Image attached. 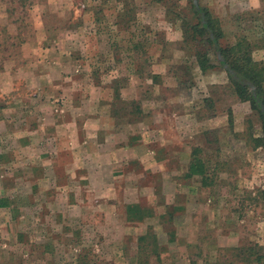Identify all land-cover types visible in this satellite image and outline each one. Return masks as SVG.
<instances>
[{"label": "rangeland", "instance_id": "1", "mask_svg": "<svg viewBox=\"0 0 264 264\" xmlns=\"http://www.w3.org/2000/svg\"><path fill=\"white\" fill-rule=\"evenodd\" d=\"M189 1L0 0V34H4L1 40H8L6 31L8 27L12 30V26H19L22 37L32 34L36 29L33 13L38 16L46 7L48 25L68 28L78 34L76 41L84 43L90 60L94 59L92 54L97 49L105 58L104 68L113 69L119 63L116 68L120 69H113L108 76L117 73L126 75L125 69L135 80L149 73L160 74V83L167 86L166 97L185 103L189 98L197 99L199 95L202 100L213 88L201 91L204 87L200 88L201 84L197 85L187 77L188 71L192 76L198 72L192 53L189 55L184 48L180 49L181 60L186 62L188 71L179 67L178 59H174V63L165 70L155 63L162 53V45L177 47L182 41L180 24L171 20L168 12L174 10L191 19ZM210 2L197 0V5L208 10ZM242 10V7L231 4L232 12L220 21V29L225 36L222 46L235 43L237 35H244L252 41L257 21L254 17L250 21L249 17L240 15L244 12ZM50 15L53 17L50 18ZM93 30L98 33V40L88 35ZM147 45L149 58L145 59L141 54ZM165 51V57L173 52L169 48ZM137 59L143 62L149 60L150 70L145 66L141 70L140 64L135 63ZM211 59L218 58L211 54ZM253 59L264 61V52L254 51ZM213 71L209 78L212 83L227 81L224 71ZM113 88L115 86L102 90L104 93L112 92L110 89ZM175 90H178L177 95L173 93ZM217 93L221 94L222 90L217 89ZM218 96L214 97L213 112H210L215 115L207 119H212L207 129L205 126L200 128L195 117L177 121L162 117L165 125V129H161L162 138L165 140L159 139L157 145H166L167 149L161 152L160 160L168 159L169 166L170 161H176V164L182 165L183 173L173 174L176 168L169 167V170L167 163L166 176L170 180L158 179L157 184L154 182L157 180L155 171L159 169L153 168L149 176L150 186L143 191L144 198L137 204L139 206L132 211L126 207L128 205L118 206L121 211L132 212L129 215L126 213L127 222L124 220L125 212L122 215L101 212L96 202L100 199L92 198L86 190L79 199L76 196L66 198L62 194L51 198L43 194L48 184L45 188L39 183L38 195L27 197L30 185L22 182L18 189L21 197H14L13 189L7 186L6 194L11 198L1 199L8 203L9 214L0 210V264H138L137 261L142 259L148 260V264H157L154 257L138 254V239L143 235L148 236L149 243L155 238L161 256L159 264H227L232 260L225 252L227 249L240 244L264 246V219L262 202L259 201V191L264 190V148H253L250 140L252 135H260V121L252 115L248 103L224 96L218 100ZM156 98L154 91L150 95L151 100L143 104L146 124L153 121L150 115ZM134 108L130 111L137 113ZM228 109L233 114L232 127L225 114ZM203 138L210 143L207 147ZM179 145L186 146L181 149ZM146 146L150 150L154 148L151 144ZM193 149H198L196 154L203 161H209L211 169L206 180L186 176V166ZM155 151L158 157V151ZM174 175L176 181L172 179ZM137 177L140 175H132L135 182L128 180V186H136ZM70 184L74 188L78 186L77 183ZM131 190L127 191L130 195ZM78 201L85 202V206L79 208ZM101 205L109 210L115 207H110L106 201ZM138 211L144 212L141 222H138L140 217L133 214Z\"/></svg>", "mask_w": 264, "mask_h": 264}, {"label": "crops", "instance_id": "2", "mask_svg": "<svg viewBox=\"0 0 264 264\" xmlns=\"http://www.w3.org/2000/svg\"><path fill=\"white\" fill-rule=\"evenodd\" d=\"M199 3L201 5V1ZM231 4L242 7L244 12L240 14L249 17L250 21H257L252 40L257 42L263 38L264 0H211L208 11L213 18L221 21L232 12ZM45 8L38 16L33 13L36 29L32 34L22 37L19 26L17 28L12 24V30L8 27L6 31L8 43L1 40L4 34H0V210L9 214V208L3 207L4 200H1L11 198L6 194L7 186L13 189L14 197H21L18 189L22 182H27L30 193L26 196L35 197L40 183L45 188L48 184L43 194L51 198L62 194L66 198L76 196L79 199L86 190L92 198L100 199L96 202L101 212L121 215L125 212L124 220L127 222L126 213L129 215L139 206L137 204L144 198L143 191L150 186L151 170L159 169L155 171L157 180L154 182L157 184L158 179H169L166 176L169 160H160L161 152L167 147L157 145L159 139L165 140L162 138L161 129H165L162 117L172 121L195 117L200 128L205 126L207 129L212 119L198 120L196 115L202 108L203 99L209 95H204L202 100L197 95V99L192 97L183 103L179 99L174 101L172 97L163 96L160 91L167 86L154 85L149 74L135 80L125 69L127 74L124 77L122 73L108 76L113 69H120L116 68L119 63L113 69L104 68L105 58L97 49L92 54L94 59L90 60L84 43L76 41L78 34L68 28L48 25ZM97 34L95 30L88 33L98 40ZM170 49L173 50L171 56L162 58L158 55L155 59L157 65L165 70L174 63V59H178L179 66L186 64L181 60L180 49L176 46ZM149 64L148 60L147 69ZM195 66L198 72L192 79L197 85L201 84L200 88L204 87L201 91H206L213 84L226 83H212L209 78L214 71L202 73L196 63ZM110 86L119 87L123 101L139 103L141 115L132 113L131 107L127 112L113 111V91L104 93L102 90ZM151 88L157 98L150 115L153 121L146 124L143 104L151 100ZM146 144L156 146L158 157L154 148L150 150ZM184 146L179 145V148ZM175 162L170 161L171 166L168 163L167 167L176 168L173 174L178 172L181 175L182 165ZM134 174L140 175L136 179L137 185L128 186V180L135 182L132 178ZM172 179L177 180L175 175ZM70 182L78 186L74 188ZM129 188L132 189L131 195L127 192ZM105 201L110 207H115L110 210L103 207L101 204ZM78 202L79 208L85 206V202ZM120 205H128L126 207L130 211H121L122 208H118ZM133 214L140 217L138 222H141L144 212Z\"/></svg>", "mask_w": 264, "mask_h": 264}, {"label": "trees", "instance_id": "3", "mask_svg": "<svg viewBox=\"0 0 264 264\" xmlns=\"http://www.w3.org/2000/svg\"><path fill=\"white\" fill-rule=\"evenodd\" d=\"M189 2L191 6V19L184 17L180 13H175L174 10L171 12L167 11L169 16H171L169 18L176 23L179 22V26L182 30V41L178 43L177 48H184V50L188 52L186 54L191 55L192 53L191 56H193L196 65L202 73L222 70L227 75L225 84L212 85V87H210L213 89L209 91V97L203 99L202 108L198 110V114L196 115L197 119L201 120L214 117L215 113H211L210 111L214 108V97L218 96V94V100H220L221 96H224L232 97L239 102L248 103L252 115L260 121L261 125L260 135L258 137L252 135L250 140L253 144V148H264V61L257 62L253 59L254 51H264V37L255 42L253 40L250 41V39L244 35H237L235 37V43L222 46L221 41L225 36H223L222 30L220 29V21L217 18H213L207 9L199 5L195 6L193 0ZM162 48V53H160V55L164 58L166 54L165 50L171 47L162 45ZM148 51L149 46L147 45L141 57L148 59ZM211 54L215 55L216 58H218V54H220L221 60H212ZM135 63L140 64V68L143 70V66L146 68L147 61L143 62L142 59H137ZM179 67H183L188 71L187 64L180 65ZM147 70H150V64ZM187 73V77L191 79L192 75H190L189 71ZM149 76L154 85L162 84L159 81L160 74L154 75L153 73H149ZM181 82H179V84ZM251 87H254V90H252ZM217 89L222 90V95L217 93ZM163 91L160 92L163 96H166V88ZM150 92L153 94V88H151ZM173 93L178 94V90H175ZM113 94V111H117L116 113L127 112L130 107L131 109L135 107V112H137L139 116L141 115L139 103L134 101L128 103L120 99L119 87L116 86L113 88ZM225 114L227 115L229 126L232 127V110L228 109ZM203 141L207 144L205 145L206 147L210 144L205 138H203ZM196 153L198 154V149H193L186 166V176L187 178L197 176L200 180H206L209 170L211 169L210 166H208L209 161H203ZM213 170H215V167ZM259 199V201L262 202V217L264 219V190L259 191ZM2 206L6 207L8 203L4 201ZM149 236H152V234ZM148 239L147 235L139 237L138 254H143V257L146 256L147 258L154 257L155 262L159 264L161 256L157 251L158 245L156 240L153 238L152 243H149ZM225 252L232 258L227 264H264V246L258 244H240L237 247L227 249ZM137 262L138 264L149 263L146 259ZM215 264L218 263L216 262Z\"/></svg>", "mask_w": 264, "mask_h": 264}, {"label": "water", "instance_id": "4", "mask_svg": "<svg viewBox=\"0 0 264 264\" xmlns=\"http://www.w3.org/2000/svg\"><path fill=\"white\" fill-rule=\"evenodd\" d=\"M193 3L195 6H197V0H193ZM218 59L221 60L220 54H218ZM252 90H254V87H251Z\"/></svg>", "mask_w": 264, "mask_h": 264}]
</instances>
